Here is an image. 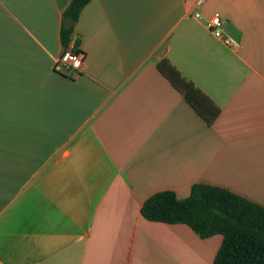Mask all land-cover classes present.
<instances>
[{"label": "crops", "instance_id": "1", "mask_svg": "<svg viewBox=\"0 0 264 264\" xmlns=\"http://www.w3.org/2000/svg\"><path fill=\"white\" fill-rule=\"evenodd\" d=\"M70 2L0 0V264H214L221 235L141 208L199 183L264 207V0H93L77 79L55 68ZM163 60L219 108L212 125Z\"/></svg>", "mask_w": 264, "mask_h": 264}, {"label": "trees", "instance_id": "2", "mask_svg": "<svg viewBox=\"0 0 264 264\" xmlns=\"http://www.w3.org/2000/svg\"><path fill=\"white\" fill-rule=\"evenodd\" d=\"M92 1L71 0L60 32L63 48L68 47L76 23ZM64 18L74 20L75 25L67 30ZM158 69L195 112L212 125L220 114L212 100L168 60L160 62ZM141 214L152 222L187 225L203 239L221 235L223 243L214 264H264V207L230 190L199 183L192 186L190 196L184 199L172 191L160 192L143 203Z\"/></svg>", "mask_w": 264, "mask_h": 264}, {"label": "built area", "instance_id": "3", "mask_svg": "<svg viewBox=\"0 0 264 264\" xmlns=\"http://www.w3.org/2000/svg\"><path fill=\"white\" fill-rule=\"evenodd\" d=\"M207 0H196L195 7L200 8ZM196 18L201 16L200 12L194 14ZM224 21L220 15L215 13L208 19L207 27L217 37H222V26ZM78 37L76 34L73 35L67 48H63L62 53L57 58L55 68L63 75L70 79H77L81 76L85 69V54L81 50L80 46L77 45Z\"/></svg>", "mask_w": 264, "mask_h": 264}, {"label": "water", "instance_id": "4", "mask_svg": "<svg viewBox=\"0 0 264 264\" xmlns=\"http://www.w3.org/2000/svg\"><path fill=\"white\" fill-rule=\"evenodd\" d=\"M75 25V21L70 18H64V27L69 30Z\"/></svg>", "mask_w": 264, "mask_h": 264}]
</instances>
